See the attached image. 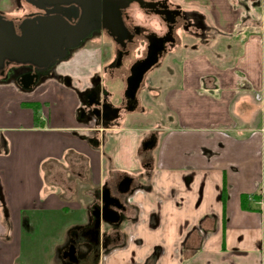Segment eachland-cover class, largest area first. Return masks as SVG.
<instances>
[{
    "label": "crops",
    "instance_id": "1",
    "mask_svg": "<svg viewBox=\"0 0 264 264\" xmlns=\"http://www.w3.org/2000/svg\"><path fill=\"white\" fill-rule=\"evenodd\" d=\"M174 2L206 38L171 49L118 125L87 116L88 83L0 84V264H74L106 191L120 218L78 264H264V0Z\"/></svg>",
    "mask_w": 264,
    "mask_h": 264
},
{
    "label": "flooded vegetation",
    "instance_id": "2",
    "mask_svg": "<svg viewBox=\"0 0 264 264\" xmlns=\"http://www.w3.org/2000/svg\"><path fill=\"white\" fill-rule=\"evenodd\" d=\"M7 1L11 0H0V19L12 25L15 36H28L29 34L22 33L23 28L38 27V20L48 18H60L69 27H76L83 13L81 6L74 2L44 3L39 0H13L14 4L7 6ZM119 15V24H110L108 28L100 24L77 44H73L71 39L68 40V43L60 48L64 55H54L46 63L18 64L5 60L0 67V84L13 83L18 88L29 91L50 79L67 84L88 83V87L81 94L87 108V116L94 118L101 126L120 124L124 115L133 114L139 109L145 77L157 66L168 49L177 46L183 40L205 39L207 28L198 15L185 12L179 5L168 0H141L140 3L128 1L119 11ZM106 39L110 42L111 51L103 52L102 55L106 56L103 60L107 58L106 62L103 61L94 70L88 81L82 80L81 73L75 77L73 73L69 76H60L59 69L64 64L71 65L75 59V63H78L77 57L83 51L94 48L91 47L92 43L96 45ZM158 41L161 42L160 46ZM156 47H161V50L156 51ZM106 54H110L109 57ZM154 58H156L155 63L142 75L138 87L132 94L131 80L139 75L138 68L132 72L133 67ZM81 65L77 64V69ZM112 82L124 85L121 94L110 90ZM25 85L28 86L27 89L23 88ZM125 184L120 186L121 194L127 192L121 191L126 189ZM109 197L112 201H103L102 207L94 211L93 226L90 231L74 234L72 243L66 248L65 255L74 264H78L89 254L99 256L101 252V249L97 248L100 244L99 239L108 240L106 234L100 231V223L104 221L101 213L106 208L104 218H109L108 220L113 218L107 210L115 211L119 215V210L113 208L114 199L112 196ZM87 236L89 243L82 241V238Z\"/></svg>",
    "mask_w": 264,
    "mask_h": 264
},
{
    "label": "water",
    "instance_id": "3",
    "mask_svg": "<svg viewBox=\"0 0 264 264\" xmlns=\"http://www.w3.org/2000/svg\"><path fill=\"white\" fill-rule=\"evenodd\" d=\"M44 3L55 2H74L81 6L83 13L79 24L76 27H69L60 18H48L38 20V27H26L22 29V33L29 34L28 36H15L12 25L8 22H4L0 19V67L5 60L14 61L20 63H46L54 55H64L60 50L63 44H67L68 40H72L73 44H77L84 36L88 35L91 31L95 30L101 24L103 27H109V25H117L120 22L119 11L123 9L128 1L141 0H39ZM151 42V41H150ZM158 41V46H160ZM157 46V47H158ZM155 48L156 51H160L161 47ZM62 53V54H61ZM156 58L145 61L143 64L135 65L132 72L135 69H139V75L136 78H132L131 93L136 90L142 75L149 70V68L155 63ZM141 67V68H139ZM27 89L28 86L23 87ZM127 189V186H126ZM126 189H121L122 192H126ZM112 199L109 194L105 192L102 197V201L106 202ZM117 209L120 205L117 200H113ZM106 208L101 213V218L104 221L115 223L119 220V215L112 210H107L112 215V220L104 218Z\"/></svg>",
    "mask_w": 264,
    "mask_h": 264
},
{
    "label": "rangeland",
    "instance_id": "4",
    "mask_svg": "<svg viewBox=\"0 0 264 264\" xmlns=\"http://www.w3.org/2000/svg\"><path fill=\"white\" fill-rule=\"evenodd\" d=\"M168 1H172L173 0H168ZM175 3V2H174ZM7 6L8 5H12L14 4V1L11 0V1H7L6 2ZM103 46V47H101ZM91 47H94V48H91L90 50H87V51H83L81 53L80 56L77 57V62L78 63H75L76 62V59H75V62H71V65L70 64H64L60 69H59V72H63V71H66L67 73H71V71L73 70L72 68L76 67V66H73L75 64H82L80 68H85L86 67V70L87 71H91V73H93L94 70H96V67L98 68V66L104 61L103 58H105L106 56L105 55H102L104 51H108L110 50L111 51V45H110V42L109 40H104V42H98L96 45H94V43L91 44ZM174 47L168 49L167 53L161 58L160 62L157 64V66H162L165 61L169 60V59H173L175 60L176 59V55H172L171 51L173 50ZM172 49V50H171ZM107 55V54H106ZM110 54H108L107 56L109 57ZM107 58L105 59L104 62H106ZM172 60V61H173ZM177 60V59H176ZM175 60V61H176ZM70 63V62H69ZM73 63V64H72ZM168 63V62H167ZM85 66H84V65ZM77 69V68H75ZM63 70V71H62ZM85 70V69H84ZM81 73V72H80ZM141 123H145L144 121L141 122ZM132 125H136L137 127H139V123H133ZM24 233L27 234V229L24 228Z\"/></svg>",
    "mask_w": 264,
    "mask_h": 264
},
{
    "label": "trees",
    "instance_id": "5",
    "mask_svg": "<svg viewBox=\"0 0 264 264\" xmlns=\"http://www.w3.org/2000/svg\"><path fill=\"white\" fill-rule=\"evenodd\" d=\"M262 182H263V188H264V172H263V175H262Z\"/></svg>",
    "mask_w": 264,
    "mask_h": 264
}]
</instances>
